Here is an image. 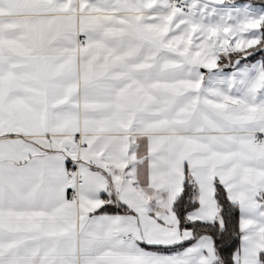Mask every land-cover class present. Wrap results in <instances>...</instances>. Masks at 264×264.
<instances>
[{
	"label": "snow or ice",
	"instance_id": "1",
	"mask_svg": "<svg viewBox=\"0 0 264 264\" xmlns=\"http://www.w3.org/2000/svg\"><path fill=\"white\" fill-rule=\"evenodd\" d=\"M0 264H264V0H0Z\"/></svg>",
	"mask_w": 264,
	"mask_h": 264
}]
</instances>
